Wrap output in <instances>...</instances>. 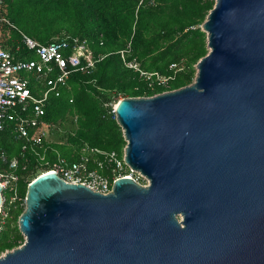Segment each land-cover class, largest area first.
Masks as SVG:
<instances>
[{
    "label": "water",
    "instance_id": "1",
    "mask_svg": "<svg viewBox=\"0 0 264 264\" xmlns=\"http://www.w3.org/2000/svg\"><path fill=\"white\" fill-rule=\"evenodd\" d=\"M200 30L189 85L114 108L147 184L39 174L0 264H264V0H214Z\"/></svg>",
    "mask_w": 264,
    "mask_h": 264
},
{
    "label": "trees",
    "instance_id": "2",
    "mask_svg": "<svg viewBox=\"0 0 264 264\" xmlns=\"http://www.w3.org/2000/svg\"><path fill=\"white\" fill-rule=\"evenodd\" d=\"M213 5L214 0H3L1 15L15 28L0 24L3 47H15L21 41L19 32L44 45L65 35L85 40L96 60L89 74H72L68 88L48 97L44 121L49 130L58 128L61 134L56 141L45 139V150L28 146L22 151L24 141L11 124L0 133V155L6 160L0 157V168L18 160L16 191L22 201L27 185L41 172L37 153L50 164L59 157L74 161L83 145L122 156L126 142L114 115L103 106L107 94L150 97L189 85L194 66L208 52L200 25ZM127 48L143 71L168 76L169 65L180 60L184 68L166 86H150L124 67L118 53ZM2 195L0 255L24 242L17 224L24 206L19 201L8 205L9 194Z\"/></svg>",
    "mask_w": 264,
    "mask_h": 264
},
{
    "label": "built area",
    "instance_id": "3",
    "mask_svg": "<svg viewBox=\"0 0 264 264\" xmlns=\"http://www.w3.org/2000/svg\"><path fill=\"white\" fill-rule=\"evenodd\" d=\"M2 4L3 0H0V24L15 29L2 17ZM19 34L21 41L15 47L0 45V133L12 123L13 132L24 141L22 151L28 146L45 150L46 134L41 123L48 97L58 96L61 88H68V80L72 74H89L96 60L87 42L78 37L62 35L44 45L21 32ZM30 54L34 58H29ZM118 54L124 67L138 73L141 78L150 82V86L154 82L166 86L184 68L183 60L172 63L168 67L170 74L163 77L143 71L136 58L130 57L129 48L119 51ZM122 98L125 97L108 93L107 100L103 101V106L114 118V108ZM38 156L40 174L54 171L66 183H81L102 194L110 192L113 182L124 176L132 177L141 185L147 184L142 175L125 164L124 153L118 156L115 151H103L83 145L72 162L59 157L50 164L43 154ZM0 157L5 163L4 155L1 154ZM17 167L18 160L12 159L8 162L7 169L0 168V184L2 192L9 194L8 205L19 201L24 206V200L18 197L16 191ZM4 201L3 197V204ZM1 211L5 215L4 207Z\"/></svg>",
    "mask_w": 264,
    "mask_h": 264
},
{
    "label": "rangeland",
    "instance_id": "4",
    "mask_svg": "<svg viewBox=\"0 0 264 264\" xmlns=\"http://www.w3.org/2000/svg\"><path fill=\"white\" fill-rule=\"evenodd\" d=\"M195 67V66H194ZM59 134H61V132H60V130H58V128H55L53 131H51V130H49L48 131V136L46 137V139H47V141H49V142H52V141H56L57 140V136L59 135ZM3 207H4V204H3V206H2V209H3ZM3 215V213H2V211L0 212V216H2ZM3 216H5V215H3ZM22 245V244H21ZM20 245V246H21ZM3 254V253H2ZM1 254V255H2ZM0 255V256H1Z\"/></svg>",
    "mask_w": 264,
    "mask_h": 264
},
{
    "label": "crops",
    "instance_id": "5",
    "mask_svg": "<svg viewBox=\"0 0 264 264\" xmlns=\"http://www.w3.org/2000/svg\"><path fill=\"white\" fill-rule=\"evenodd\" d=\"M1 46H3V44H0ZM11 125H13L12 123H11ZM41 126L42 127H44V131H45V136L47 137L48 136V131H49V129H50V127H49V125L44 121V117H43V119H42V123H41ZM46 139V138H45ZM47 140V139H46ZM32 149V148H31ZM34 150V149H33ZM37 155H40V153H37ZM15 159V158H14Z\"/></svg>",
    "mask_w": 264,
    "mask_h": 264
},
{
    "label": "clouds",
    "instance_id": "6",
    "mask_svg": "<svg viewBox=\"0 0 264 264\" xmlns=\"http://www.w3.org/2000/svg\"><path fill=\"white\" fill-rule=\"evenodd\" d=\"M165 92V91H164Z\"/></svg>",
    "mask_w": 264,
    "mask_h": 264
}]
</instances>
